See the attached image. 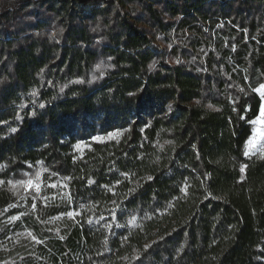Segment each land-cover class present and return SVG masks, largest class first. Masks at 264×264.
I'll use <instances>...</instances> for the list:
<instances>
[{
  "label": "trees",
  "instance_id": "obj_1",
  "mask_svg": "<svg viewBox=\"0 0 264 264\" xmlns=\"http://www.w3.org/2000/svg\"><path fill=\"white\" fill-rule=\"evenodd\" d=\"M261 83L264 0H0V264H264Z\"/></svg>",
  "mask_w": 264,
  "mask_h": 264
},
{
  "label": "rangeland",
  "instance_id": "obj_2",
  "mask_svg": "<svg viewBox=\"0 0 264 264\" xmlns=\"http://www.w3.org/2000/svg\"><path fill=\"white\" fill-rule=\"evenodd\" d=\"M257 93V92H256ZM258 94V93H257ZM259 95V97H260V99H261V107L262 106H264V99H262L261 98V95L260 94H258ZM261 107H260V110H261ZM259 115H260V112H259ZM259 115H258V117H259ZM257 117V118H258ZM257 118L255 119V120H257ZM254 125V124H253ZM254 131H257V132H259V133H261V134H264V124H255L254 126H253V131H252V134H251V136L253 135V132ZM250 136V137H251ZM111 137H113V135H107V136H103V137H96L95 138V140H98V141H104V140H107V139H109V138H111ZM249 137V138H250ZM249 140V139H248ZM247 140V141H248ZM259 144H264V140H260L259 141ZM259 144L257 145V148L259 149ZM84 148H86V146L85 145H83V144H81V145H79L78 147H77V150L79 151V152H81ZM246 149H248V145H247V142H246V144H245V147H244V154H245V151H246ZM250 151V155H247V157H250V156H254V155H263L264 154V150H249ZM246 156V155H245ZM40 175V186H39V192H37V190H36V187L35 186H33V187H31V188H29V187H27L26 186V190L28 191V190H30V193H31V195H37V196H41V195H45V193H47V191L45 190V186H47V187H51L50 185H55V187H52V188H55L56 190H55V195H57V194H60V195H62V194H65V190H64V188H63V185H62V183H56V184H44V181H43V179H42V177H41V174H39ZM33 181H35L36 180V176H35V178L34 179H32ZM26 185H27V183H26Z\"/></svg>",
  "mask_w": 264,
  "mask_h": 264
},
{
  "label": "snow or ice",
  "instance_id": "obj_3",
  "mask_svg": "<svg viewBox=\"0 0 264 264\" xmlns=\"http://www.w3.org/2000/svg\"><path fill=\"white\" fill-rule=\"evenodd\" d=\"M99 70V69H98ZM62 90V89H61ZM253 91L257 92L258 94L261 95V98L264 99V83H261L259 85L258 88H253ZM44 105L41 104L40 107H43ZM252 124H264V106L261 107L260 110V115L257 118V120H253L251 121ZM13 131H15V129H13ZM260 140H264V134H261L257 131L253 132V135L249 138V140L247 141V145H248V149H246L245 151V155H250V151L249 150H264V144H259ZM259 144V149L257 148V145ZM243 171V169H242ZM40 175L37 173L36 174V180L33 181L32 179H29L27 181V187L31 188L33 186L36 187L37 192H39V186H40ZM0 183H4L3 181H0ZM9 183H11V181H9ZM21 183H23V181H21ZM51 187H55V185H50ZM35 239V238H34ZM38 243L40 241H37Z\"/></svg>",
  "mask_w": 264,
  "mask_h": 264
}]
</instances>
